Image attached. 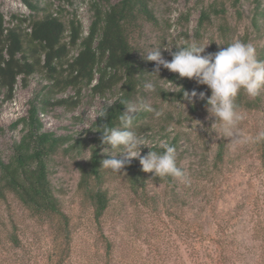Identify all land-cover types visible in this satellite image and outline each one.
Segmentation results:
<instances>
[{
	"label": "rangeland",
	"instance_id": "obj_1",
	"mask_svg": "<svg viewBox=\"0 0 264 264\" xmlns=\"http://www.w3.org/2000/svg\"><path fill=\"white\" fill-rule=\"evenodd\" d=\"M33 1L42 9L34 12L22 0H0L6 25L16 23V17H42L52 12L65 23L77 17L85 36L94 16L93 2L98 0ZM99 1L103 8L107 7L105 0ZM148 1L156 19L138 16L128 33L144 69L132 102L142 100L153 110H144L146 116L132 130L144 138L149 148L162 146L176 136V164L183 175L167 182L146 172L145 182L133 189L125 168L121 172L105 168L102 182L96 185L107 190L109 205L97 220L93 202L79 184V162L87 163L90 150L68 155L60 151L50 162L49 178L60 209L68 217L69 244L59 216L34 214L13 192L3 189L0 264H58L60 256L65 258L62 264H105L106 245L101 234L113 243L112 264H264V166L260 142L243 143L223 136L219 122L207 112L206 99H197L193 106L183 98L166 95L176 92L165 89L170 85L180 89L184 80L190 84L188 92L195 89L210 96L211 90L187 77L173 81L170 75L174 72L163 66L159 75L151 73L155 62L141 56L162 46L163 56L171 60L163 46L175 51L185 44L209 43L206 54L213 46L225 48L229 42L240 41L251 44L260 60V54L264 55V0ZM213 7L223 8L225 13L212 12ZM203 10L212 13L200 26ZM256 12L262 13L257 17L258 28L252 21ZM222 25L228 28L226 37L222 35ZM21 27L30 32L28 21ZM80 48L79 44L71 46L69 58L76 56ZM62 74L63 78H71L68 67L64 66ZM98 77L96 73L91 85L79 82L52 93L51 101L64 98L67 103L50 105L40 114L44 129L75 137L85 135L106 106L104 102L114 101L120 92L121 84L103 93L95 91L92 85L98 83ZM50 83L47 71L37 66L25 79L23 75L17 78L11 99L6 88L0 86V157L5 162L13 153L14 141L22 134L21 125L13 128L12 124L28 115L36 95L45 92ZM147 83H153L154 90H148ZM256 97L260 98L258 108L238 109L245 117L238 124L244 137H255L264 130V89ZM180 102L186 104V111ZM222 142L224 160L217 162ZM149 148L142 146L141 155ZM116 158H123V154L118 153ZM1 184L0 181V188Z\"/></svg>",
	"mask_w": 264,
	"mask_h": 264
},
{
	"label": "trees",
	"instance_id": "obj_2",
	"mask_svg": "<svg viewBox=\"0 0 264 264\" xmlns=\"http://www.w3.org/2000/svg\"><path fill=\"white\" fill-rule=\"evenodd\" d=\"M22 1L34 12L42 9L33 0ZM105 1L107 7L104 8L99 0L93 2L94 16L85 36H83L82 23L75 16L65 23L58 14L45 12L42 17L36 15L16 17L17 22L7 26L4 14L0 11V86L6 88L8 99L13 97L17 78L23 75L25 79L34 73L37 66H42L47 71V78L51 80V83L45 86L47 90L36 95V99L32 101L28 115L12 124L13 128L21 125L22 134L20 139L13 143V153L9 161L5 162L0 157V181L2 182L0 190L2 193L3 189L13 192L34 214L59 216L67 244H69L68 217L60 209L59 200L53 191L49 178L50 162L53 155L60 151L68 155L73 151L81 154L86 149L90 150L87 163L79 162V184L92 200L95 218L99 220L108 208L109 197L107 190L101 189L96 184L102 182L105 173V167L101 165V162L109 158L103 149L111 147L101 143L102 131L104 128L121 126L119 117L126 110L123 102L133 101L144 76L143 66L136 58L128 30L138 16H144L150 21L156 19L148 0H118L115 3H111L110 0ZM240 1L235 0L236 3ZM213 11L225 13L223 8L213 7ZM212 12L202 11L200 26L211 18ZM260 15L262 13L256 12L252 20L256 28L259 27L257 17ZM26 21L29 22L30 32H26L21 27ZM227 29V26H221L223 37H226ZM66 37L69 38L68 41L64 40ZM77 44L81 46L80 51L76 56L69 58L70 47ZM188 45L185 44L183 47ZM220 49L219 46H213L208 53H215ZM260 56L259 61L262 62L264 55L260 54ZM64 66L69 68L71 78H68V75L63 78ZM96 73L99 74L98 83L92 85L95 91L103 93L121 84L119 95L114 100L116 102L107 107V115L98 116L82 136L58 134L53 130L44 129L40 114L50 105L67 103V99L64 98L51 101L52 93L75 86L79 82L91 85ZM179 78L177 73L170 75L173 81L178 82ZM189 87L190 84L184 80L181 88L187 91ZM166 95L181 99L183 91ZM259 99L256 97V100H253L241 91L235 103L238 109L242 107L255 109L259 107ZM105 108L106 106L101 112ZM145 116V111L137 113L133 126ZM176 143L175 136L163 145L171 146L176 150ZM163 145H153L150 150L162 153L165 150ZM224 147L222 142L217 153V162L224 160ZM260 156L264 166V141L260 142ZM125 169L133 189L137 187L136 185L141 186L145 182L146 172L142 171L138 158L132 159ZM156 179L171 182L174 177L156 176ZM101 237L106 245L105 264H112L113 243L105 234H101ZM64 259L60 256L58 264H62ZM220 263L224 264L218 261V264Z\"/></svg>",
	"mask_w": 264,
	"mask_h": 264
},
{
	"label": "clouds",
	"instance_id": "obj_3",
	"mask_svg": "<svg viewBox=\"0 0 264 264\" xmlns=\"http://www.w3.org/2000/svg\"><path fill=\"white\" fill-rule=\"evenodd\" d=\"M208 44L194 42L186 47H178L177 51H171V47L163 46L164 50L170 52L171 60L165 59L163 56L162 46L153 47L146 55L141 51L140 53L144 60L155 62V70L151 73L159 75L160 67L163 66L171 72L178 73L180 78L187 77L195 80L198 85H207L211 90L210 96H206L204 91L197 92L193 89L188 92L183 88L178 89L171 85L164 91H183V99L193 106L197 99H206L207 112L215 118V121L219 122V131L223 136L235 138L243 143L264 141V132H260L255 137H244L239 133L238 124L245 117L238 111L235 103V99L241 91L254 98L264 89V62L256 58L255 49L251 44L236 41L215 53L205 54ZM145 87L148 90H154L153 83H147ZM115 102L106 100L104 102L105 110L97 116H106L107 107ZM180 103L186 111V104ZM123 105L126 110L119 117L121 126L104 128L102 131L101 143L111 147L103 149L109 158L103 159L101 165L115 172H121L133 158H138L144 172L153 173L154 176L180 178L183 173L177 167L173 147L163 145L165 150L162 153L149 150L146 154L141 155L142 146L147 148L149 146L144 138L132 130V126L137 113L153 110L150 105L142 100L123 102ZM156 115L159 116L160 112H156ZM118 153L123 154V158H116Z\"/></svg>",
	"mask_w": 264,
	"mask_h": 264
}]
</instances>
